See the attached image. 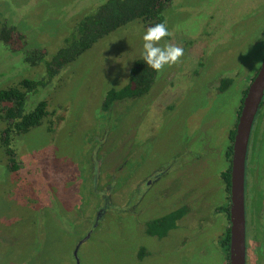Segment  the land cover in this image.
<instances>
[{
	"label": "rangeland",
	"instance_id": "374dc122",
	"mask_svg": "<svg viewBox=\"0 0 264 264\" xmlns=\"http://www.w3.org/2000/svg\"><path fill=\"white\" fill-rule=\"evenodd\" d=\"M104 1L0 0V22L49 59L76 21ZM166 20L164 40L184 55L158 73L145 97L107 113L100 108L106 91L128 83L141 56L140 22L29 96V106L46 98L48 116L14 138L16 171L0 146V264H224L221 175L231 166L229 135L241 98L264 59V0H175ZM43 72L0 43V90ZM222 78L233 79L224 93ZM5 125L0 120V137ZM92 196L111 202L90 215ZM193 197L202 213L197 226L162 239L145 234L147 219ZM88 224L94 229L85 231Z\"/></svg>",
	"mask_w": 264,
	"mask_h": 264
},
{
	"label": "trees",
	"instance_id": "16d2710c",
	"mask_svg": "<svg viewBox=\"0 0 264 264\" xmlns=\"http://www.w3.org/2000/svg\"><path fill=\"white\" fill-rule=\"evenodd\" d=\"M175 0H105L102 4L93 8L90 12L82 15L71 27L68 35L62 39L61 45L56 52L47 59L43 50H29L28 43L23 34L7 21L0 22V43L8 47L12 53H21L23 61L29 67L43 65L44 72L40 78H23L17 86L0 90V105H2L0 120L6 125L0 137V146L4 150L10 169L16 171L18 164L15 160L14 150L11 148L15 137L28 134L32 129L42 125L48 116L46 98L37 104L28 105L30 95H36L42 89L48 88L55 83L68 66L77 61L93 46L109 37L118 30L135 22H140L144 29L157 23L167 22V10ZM169 37V36H168ZM165 37L164 39H168ZM27 48V49H26ZM158 73L144 64L142 56L133 61L129 73V81L119 89L106 91L101 111L104 113L113 110V106L124 100H134L145 97L156 81ZM233 86V79L222 78L219 81L218 91L226 92ZM246 91L243 93L241 103ZM241 104L237 115H239ZM234 132L229 135L233 141ZM231 148L226 154L229 161ZM221 181L225 184L227 197L225 207L219 208L220 214L229 221V190L230 169L221 175ZM187 213L185 207L173 210L166 215L154 219L145 225L146 234L158 239L165 238L169 232L176 230L179 221ZM225 223V224H226ZM229 228L224 226L221 235V249L223 260L228 262Z\"/></svg>",
	"mask_w": 264,
	"mask_h": 264
},
{
	"label": "flooded vegetation",
	"instance_id": "af4514ba",
	"mask_svg": "<svg viewBox=\"0 0 264 264\" xmlns=\"http://www.w3.org/2000/svg\"><path fill=\"white\" fill-rule=\"evenodd\" d=\"M112 157L113 156L111 155L109 159L107 158V161H109ZM120 159L118 160V163H116V167L121 164V162L119 163ZM157 177L159 178V175L156 176V179H158ZM91 199L90 209L92 211L90 215L92 213H94V215H97L96 208L103 204V202H106V205L111 202L110 197H108L107 200L105 197L92 196ZM180 202V206L176 205V203L173 202V210L185 207V209H187V213L179 221L176 230H191L192 227L197 226V220L201 217L202 214L200 213L201 209L196 206V204H199L200 201L197 203L196 197H193V199L188 200L181 199ZM244 202L246 264H264V246L262 245V243L264 242V99L257 111L248 143L245 167ZM190 206L195 207L196 211L194 213L190 212ZM150 221L152 220L147 219L145 225ZM92 224H94L93 221ZM227 227L229 228V221ZM90 228L94 229L92 225L88 224L85 228V231H90ZM144 232L146 234L145 229ZM85 239H87V237ZM224 264H228V262L224 261Z\"/></svg>",
	"mask_w": 264,
	"mask_h": 264
},
{
	"label": "water",
	"instance_id": "95a60500",
	"mask_svg": "<svg viewBox=\"0 0 264 264\" xmlns=\"http://www.w3.org/2000/svg\"><path fill=\"white\" fill-rule=\"evenodd\" d=\"M263 99L264 59L247 88L233 138L229 190L228 264H246L244 202L246 157L252 126Z\"/></svg>",
	"mask_w": 264,
	"mask_h": 264
},
{
	"label": "clouds",
	"instance_id": "9594fccd",
	"mask_svg": "<svg viewBox=\"0 0 264 264\" xmlns=\"http://www.w3.org/2000/svg\"><path fill=\"white\" fill-rule=\"evenodd\" d=\"M170 36L165 23L148 27L142 34L141 56L145 65L156 73L175 65L184 55V49L164 40Z\"/></svg>",
	"mask_w": 264,
	"mask_h": 264
}]
</instances>
